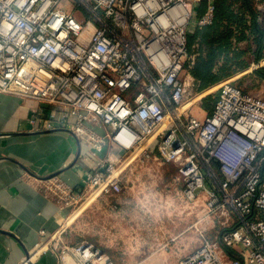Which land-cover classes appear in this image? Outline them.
Instances as JSON below:
<instances>
[{
    "label": "built area",
    "instance_id": "obj_1",
    "mask_svg": "<svg viewBox=\"0 0 264 264\" xmlns=\"http://www.w3.org/2000/svg\"><path fill=\"white\" fill-rule=\"evenodd\" d=\"M215 11V0H0V93L40 103L32 131H67L86 145L93 162L79 187L46 181L62 209L120 194L123 161L154 156L177 167L204 218L238 216L179 264H264V97L228 78L207 88H217L210 113L184 108L206 90L190 72L187 38ZM64 232L42 229L24 264L51 250L61 264H116Z\"/></svg>",
    "mask_w": 264,
    "mask_h": 264
},
{
    "label": "crops",
    "instance_id": "obj_2",
    "mask_svg": "<svg viewBox=\"0 0 264 264\" xmlns=\"http://www.w3.org/2000/svg\"><path fill=\"white\" fill-rule=\"evenodd\" d=\"M203 97L188 108L191 113L201 117L212 111L203 106ZM197 104H200V108L194 109L192 106ZM39 105L40 103L33 99L0 93V264H24L29 252L40 239V231L45 229L51 233L59 232L63 229L65 220L68 225L63 236L71 243L74 236L81 235L77 228L80 224H85L88 216L90 217L89 213L93 212V206H83L81 217L73 220L75 216L70 215L72 209H62L56 196L45 188L48 176L56 172H59L56 175L66 182L79 187L81 174L91 168L93 161L88 155L86 145L70 132L30 129L28 118L32 110ZM117 155L125 158L120 153ZM159 159L154 156H130L123 161L121 169L124 188L120 194H113L115 199L119 200V205L107 206L105 203V206H98V241L101 244H115L122 240L126 208L130 207L122 201L123 196L132 195L134 204L138 198H135L136 195L162 196L167 192L165 187L176 185L182 188L177 167L172 163L160 162ZM165 196L170 206H157L156 209L153 207L156 210L154 217L164 219L165 223L157 233L148 230V235L150 241H163L178 248L170 250L167 255L160 254L161 257L181 260L200 246L203 234L210 239H217L221 231L228 226L226 224L236 221L238 217L229 211L228 216H212L206 219L200 206H192L191 211L195 212L193 216L196 222L194 231L191 230L194 222L190 225L185 223L190 217L185 213L187 206L171 205L173 198L170 194ZM201 201L204 204V201ZM139 210L137 206L138 213ZM148 210L151 211L152 208ZM139 216L140 214H132V217ZM70 221H73V224ZM179 225L181 227L177 228ZM84 240L89 241L77 236L72 244ZM89 242L93 243L91 240ZM102 249L116 264H120L109 251ZM58 252L47 251L27 264H61Z\"/></svg>",
    "mask_w": 264,
    "mask_h": 264
},
{
    "label": "rangeland",
    "instance_id": "obj_3",
    "mask_svg": "<svg viewBox=\"0 0 264 264\" xmlns=\"http://www.w3.org/2000/svg\"><path fill=\"white\" fill-rule=\"evenodd\" d=\"M245 44L246 43H242V45ZM246 60L249 61V65L245 70L238 71L233 75L223 78L222 80L228 78H234L236 81L239 82L240 86L244 88H250L255 93L262 95L264 97V80L261 81L260 83L259 82L257 83L255 77L252 75V71L254 69L259 68L260 66H264V58L261 60V62H255L253 60V56L248 55ZM255 83L257 84L255 85ZM216 90L217 88L213 89L212 91H210V89H207L201 95L193 99L189 97V99L191 100H189L184 105V108H187L191 104H194V102L198 100L200 96H203L209 91L210 92L207 93L206 95L216 94ZM192 107L194 109L200 108V104L193 105ZM150 140L151 138H149L147 142H149ZM208 183H209L208 185H211L210 181H208ZM176 187L178 189H176ZM165 191H167L165 192L166 194H163L162 196L154 195L148 197L142 194L136 195L135 198L138 197L137 202L138 200H141L139 204L136 202V199L134 201V204H132L133 202L132 200H134L132 195L123 196L122 201L126 206H130V207L126 208L127 212L125 213V219L123 221L122 240L115 244H109V243L101 244L98 241L100 236L98 206H105V203H107V206H116L119 205V200L115 199L116 196L114 195L104 196L102 194L91 195L83 198V200L75 208L72 209L70 215L72 217L75 216L73 220H76L79 217H81L83 206H93L92 209L93 212L89 213L90 217L88 216L86 223L80 224L81 226L77 228V231L79 229V234H81V235H77L78 238L88 239L89 241L91 240L93 244L98 245L101 248H105L107 251L111 253V255L115 259H117L120 262V264H179L180 259L159 256L160 254L167 255V252H170V250L172 249L176 250L178 248L177 246H174L173 244L165 243L163 241H156V242L152 240L150 241L149 239L150 237L148 235V230L150 231L152 230L153 232L155 231V233H157L159 231V228L162 227L165 223L164 219H156L154 217L156 212L155 209L157 208V206H170V204L166 202L167 200L166 196L164 197V195L170 194L173 200L175 201V202L173 201L171 205L185 206V207L187 206V210L185 211V213L190 217L185 221V223L190 225L191 223L194 222L195 219L193 216L195 212H192L191 210H193L195 206L198 207L200 206L201 212L204 213L205 215L207 213V207L202 203L201 200H199V202L197 203L187 200L183 195V186L181 188V186L179 187L176 185H171L168 188L165 187ZM137 206H139L140 208L139 213L136 211ZM153 207L155 209H153ZM149 208H152V210L149 211L148 210ZM132 214L134 216L140 214V216L132 217ZM70 222L71 224H73L72 223L73 221ZM63 224H64L63 229L66 230L68 221L65 220ZM195 225L196 222L193 223L191 230L194 231L196 230ZM179 227H181V225H179L177 228ZM206 227L207 225L205 224L204 228ZM84 232L85 234L83 235ZM77 236H74L71 241L74 242Z\"/></svg>",
    "mask_w": 264,
    "mask_h": 264
},
{
    "label": "trees",
    "instance_id": "obj_4",
    "mask_svg": "<svg viewBox=\"0 0 264 264\" xmlns=\"http://www.w3.org/2000/svg\"><path fill=\"white\" fill-rule=\"evenodd\" d=\"M215 1L214 22L197 28L187 38L189 54H197L190 72L200 90L245 70L249 65L248 55L255 62L264 58V7L259 8L255 0ZM195 44H198L196 48ZM252 75L257 83L263 81L264 66L254 69ZM216 99L217 94H208L202 104L212 110Z\"/></svg>",
    "mask_w": 264,
    "mask_h": 264
},
{
    "label": "water",
    "instance_id": "obj_5",
    "mask_svg": "<svg viewBox=\"0 0 264 264\" xmlns=\"http://www.w3.org/2000/svg\"><path fill=\"white\" fill-rule=\"evenodd\" d=\"M58 173H59V172H56L55 174H53V175H51V176H48V177L50 178V177H52V176H54V175H56V174H58Z\"/></svg>",
    "mask_w": 264,
    "mask_h": 264
}]
</instances>
